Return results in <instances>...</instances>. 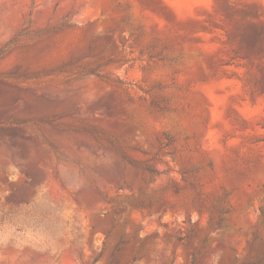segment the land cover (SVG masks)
<instances>
[{"label": "rangeland", "instance_id": "obj_1", "mask_svg": "<svg viewBox=\"0 0 264 264\" xmlns=\"http://www.w3.org/2000/svg\"><path fill=\"white\" fill-rule=\"evenodd\" d=\"M0 264H264V0H0Z\"/></svg>", "mask_w": 264, "mask_h": 264}, {"label": "trees", "instance_id": "obj_2", "mask_svg": "<svg viewBox=\"0 0 264 264\" xmlns=\"http://www.w3.org/2000/svg\"><path fill=\"white\" fill-rule=\"evenodd\" d=\"M262 261V259H260L258 262H261Z\"/></svg>", "mask_w": 264, "mask_h": 264}]
</instances>
